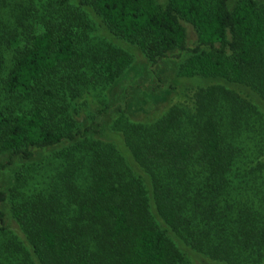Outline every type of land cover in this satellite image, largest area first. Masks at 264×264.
Here are the masks:
<instances>
[{
	"label": "trees",
	"instance_id": "obj_1",
	"mask_svg": "<svg viewBox=\"0 0 264 264\" xmlns=\"http://www.w3.org/2000/svg\"><path fill=\"white\" fill-rule=\"evenodd\" d=\"M10 2L0 171L14 158L17 169L0 189V264H264V2L58 0L67 21L40 32ZM95 25L152 66L185 53L176 79L195 87L189 104L150 124L121 114V141L95 140L74 102L133 64L106 39L89 43Z\"/></svg>",
	"mask_w": 264,
	"mask_h": 264
},
{
	"label": "rangeland",
	"instance_id": "obj_2",
	"mask_svg": "<svg viewBox=\"0 0 264 264\" xmlns=\"http://www.w3.org/2000/svg\"><path fill=\"white\" fill-rule=\"evenodd\" d=\"M57 2L58 0H13L10 3L14 6L17 5L19 9L16 12H20L23 7H26V17L28 20L31 19L34 32H40L48 27L58 28L59 24L63 25L67 21L63 12L61 14L55 12L58 7ZM258 2H264V0H258ZM6 16L16 17L15 13L8 9H6ZM183 25L187 33V45L191 49L195 46L196 34L191 26ZM89 35L91 45L96 40L98 43L106 39L107 42L131 55L133 59L131 68L118 83L107 85L100 80L94 81L92 78L91 86L82 89L79 98L74 102L79 111L75 119L82 124V127H92L96 132L102 131L101 135L93 134L95 140L99 139L102 142L115 144H117V140L121 141L122 133L116 129L122 118L121 114H124L130 122L150 124L164 116L172 106L189 104L195 87L184 81L178 82L176 79L178 65L185 57V53L181 56L175 53L174 57L162 60L152 66L136 46L113 38L97 25ZM91 45H89L90 48ZM12 54L13 52H8V59L12 57ZM0 95H2L1 87ZM6 161L7 155L0 154V164ZM13 162L12 167L0 171V189L3 191L10 188L12 174L17 169L15 158ZM237 173L239 172L237 171ZM238 192L239 197L247 196L249 193L248 190ZM6 223L7 229L22 239L17 224L9 218V215L6 217ZM85 240H88L91 247H94L91 235ZM3 254L6 255V253ZM194 263L198 264V262Z\"/></svg>",
	"mask_w": 264,
	"mask_h": 264
}]
</instances>
